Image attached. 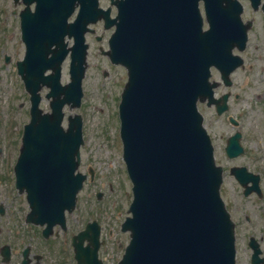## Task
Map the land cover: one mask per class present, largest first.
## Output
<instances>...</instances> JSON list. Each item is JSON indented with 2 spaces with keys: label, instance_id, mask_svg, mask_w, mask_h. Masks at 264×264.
I'll return each instance as SVG.
<instances>
[{
  "label": "water",
  "instance_id": "water-1",
  "mask_svg": "<svg viewBox=\"0 0 264 264\" xmlns=\"http://www.w3.org/2000/svg\"><path fill=\"white\" fill-rule=\"evenodd\" d=\"M200 1L210 25L207 31L202 29ZM251 1L257 8L260 0ZM76 2L81 9L75 30L97 20L98 0H39L41 32L37 43L35 36L29 40V56L19 69L32 97L33 121L23 137L17 186L27 188L32 208L28 220L49 226L64 225L65 210L74 209L85 178L74 173L83 142L82 117H70L67 131L61 124L65 104L80 107L86 45L78 39L72 48L71 82L65 87L59 83L60 65L54 75L44 74L56 56L45 60L46 55L35 51L40 46L45 54L46 44L51 48L58 42L49 29L52 17L71 14ZM117 4L119 31L110 46L112 59L124 64L129 75L119 115L123 160L134 193L133 216L123 224L131 242L120 264H235L234 223L219 189L222 168L215 166L197 103L212 99V65L228 73L241 63L231 52L236 45L245 49L251 23L241 21L238 0ZM59 51L62 59L66 52L61 47ZM37 57L45 61L32 63ZM43 85L51 87L47 96L53 98L52 112L44 115L38 108Z\"/></svg>",
  "mask_w": 264,
  "mask_h": 264
},
{
  "label": "rangeland",
  "instance_id": "rangeland-1",
  "mask_svg": "<svg viewBox=\"0 0 264 264\" xmlns=\"http://www.w3.org/2000/svg\"><path fill=\"white\" fill-rule=\"evenodd\" d=\"M109 0H102L104 7L109 6ZM251 10H247L243 19H250L253 16ZM256 24L254 31L250 32L249 45L245 51L244 69L238 70L233 75L235 79V90L240 93L238 99L232 98L230 112L232 116H238L241 121L239 129L244 133L242 142L247 147V156L254 155L258 157L257 162L252 163L261 168L264 176V18L254 17ZM0 43H6L0 47L7 54L20 59L23 56V47L19 41V36L15 33L14 38H9V30L12 26V20L9 22L0 21ZM252 33V34H251ZM8 36L4 38V36ZM89 69L83 83V99L80 109H65V115L78 113L83 117V139L85 141L82 147L83 168L92 166L96 172V179L93 184L89 183L84 191L80 193L78 208L72 216H67L74 232L84 227L88 221L98 220L106 234L110 231L113 236L109 238L107 244L108 260L116 262L123 249L129 241L127 234L121 231V223L126 219L130 202L132 200L131 182L127 177L125 165L122 160V148L119 135V96L124 86L125 77L122 71L112 69L106 66L98 47L104 46L103 42L95 41L92 35L89 36ZM2 54L0 53V146L14 143L17 136L12 127L15 126L16 120L21 123L25 122L23 115L24 109H19L20 103L28 102L29 97L25 92L24 86L13 70L12 66H5L2 63ZM69 63L63 68L62 83L69 81L68 73ZM111 71V75L104 78L102 69ZM124 77V78H123ZM248 80L244 88L239 85L244 80ZM47 89L43 91V95ZM19 104V105H18ZM16 105V111H15ZM18 105V107H17ZM46 111L49 109V101L44 98L42 105ZM241 108L245 109L241 113ZM246 110H248L246 112ZM202 112L206 115L210 131L215 137V144L218 147L219 159H222V143L227 131L233 128L226 121V116L217 119L215 111L204 106ZM242 115L243 117H240ZM14 117V120H12ZM216 120V121H215ZM217 125V128L212 125ZM213 130V131H212ZM223 135V138L221 137ZM220 138V140H219ZM6 149V147H5ZM246 159V158H245ZM2 160V157H1ZM241 158L236 160L237 164ZM243 161V160H242ZM222 166L228 168L231 162L219 160ZM254 167L255 169L258 167ZM228 183L224 186L223 195L228 204L229 211L232 212L235 222L238 224V247H237V264H250L251 250L248 247V237L255 236L260 241L262 250H264V201L259 202L254 197L244 198L242 190L237 186L234 180L230 178L227 171ZM225 180V183L227 181ZM105 184V188H101ZM114 190H110V187ZM101 191L102 201H98L94 192ZM249 216L250 223L245 217ZM121 244V245H120ZM120 245L121 250L117 248ZM264 256V253H263ZM109 262V263H110ZM111 262V263H112ZM264 264V263H263Z\"/></svg>",
  "mask_w": 264,
  "mask_h": 264
},
{
  "label": "flooded vegetation",
  "instance_id": "flooded-vegetation-1",
  "mask_svg": "<svg viewBox=\"0 0 264 264\" xmlns=\"http://www.w3.org/2000/svg\"><path fill=\"white\" fill-rule=\"evenodd\" d=\"M29 8L34 10V4H32ZM25 10V5L23 0H0V21L9 22L12 20V26L16 27L20 34V39H22V30H21V13ZM117 9L111 8V15L116 16ZM255 13L264 16L262 10L255 11ZM264 18V17H262ZM253 19V18H252ZM254 20V19H253ZM255 21V20H254ZM103 24V23H102ZM1 25V24H0ZM2 27L0 26V30ZM14 32L10 33L9 38H14ZM8 36H4L7 38ZM22 42L23 46V54L26 48L25 42ZM6 45V43H0L1 46ZM237 51V50H235ZM2 54V63L4 64L6 60L7 54L4 50L1 49ZM237 53V52H236ZM11 62L9 65L16 63L17 59L13 60V56L10 55ZM16 65V64H15ZM109 67H112L110 63H108ZM244 69V68H241ZM239 69V70H241ZM107 74L109 75L108 71ZM231 85H227L225 82L223 83L221 79L219 80V85L216 88V96L221 97L225 95V93L230 94V99H237L240 96V93L235 90V79L233 75L231 76ZM247 79L243 81L239 85L240 88H244L247 84ZM20 109H24V117L25 122L19 123L17 120H12L16 122L15 126L12 128L17 135L14 139V143L5 144L4 146H0V264H78L76 258V252L74 251L73 243L74 238L77 232H74L72 229L71 223L67 225V231L61 229L59 226H55L53 228V233L46 236L42 226L34 225L32 223H28L26 218L30 208L28 206L27 197L25 194L20 193L14 187L15 176H14V167L15 163L20 156L21 149V135L23 133V128L26 122L30 120V103L26 102L21 103ZM207 106V104L201 105L203 108ZM213 111H215V107H211ZM16 111V105H15ZM216 112V111H215ZM213 127V125H212ZM223 138V135L221 136ZM225 140H227V134H225ZM6 147V149H5ZM2 157V160H1ZM242 157H245L244 160L239 164L241 166H245L248 172L251 174L250 176H254L255 174L259 175V179L256 181L253 178L248 179V188H252L253 193L251 196L258 199L261 203L264 199V176L261 173V168H254L251 165L252 163L257 162L259 158L254 157L253 155L247 156L246 150ZM83 168V161L81 163L80 169ZM89 167L84 172H87ZM254 173V174H253ZM248 174V173H246ZM96 177L92 180L91 184L95 182ZM256 187L259 188V191L256 192ZM101 188H105V184H101ZM110 190L111 187H110ZM102 197L99 199V194ZM96 198L99 201H102L104 194L102 192H94ZM11 199V200H10ZM245 219L249 222V216H246ZM102 227V226H101ZM104 230L102 229V237L103 243L99 248V258L103 262V264H109L110 260H108V236H104ZM249 239V247L250 241ZM257 245L258 250H261V244L259 242L254 243ZM119 251L120 246L118 247ZM262 251V250H261Z\"/></svg>",
  "mask_w": 264,
  "mask_h": 264
}]
</instances>
